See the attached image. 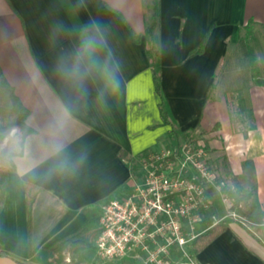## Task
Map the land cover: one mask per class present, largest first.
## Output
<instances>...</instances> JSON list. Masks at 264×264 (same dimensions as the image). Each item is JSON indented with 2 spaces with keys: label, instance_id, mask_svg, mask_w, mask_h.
<instances>
[{
  "label": "crops",
  "instance_id": "obj_1",
  "mask_svg": "<svg viewBox=\"0 0 264 264\" xmlns=\"http://www.w3.org/2000/svg\"><path fill=\"white\" fill-rule=\"evenodd\" d=\"M92 23L104 45L81 56L77 79L61 69ZM105 64L118 68L115 91ZM0 65L34 130L7 171L0 264H91L83 245L95 248L103 205L126 197L163 147H203L220 173L256 186L264 210V0H0ZM210 193L225 229L189 246L196 260L264 264V224L225 217Z\"/></svg>",
  "mask_w": 264,
  "mask_h": 264
},
{
  "label": "built area",
  "instance_id": "obj_2",
  "mask_svg": "<svg viewBox=\"0 0 264 264\" xmlns=\"http://www.w3.org/2000/svg\"><path fill=\"white\" fill-rule=\"evenodd\" d=\"M142 179L122 199L102 207L95 239L105 260L134 264H211L196 260L189 250L199 237L223 219L207 222L213 189L226 216L246 224L225 183L209 163L203 147L183 143L151 151L142 162Z\"/></svg>",
  "mask_w": 264,
  "mask_h": 264
},
{
  "label": "trees",
  "instance_id": "obj_3",
  "mask_svg": "<svg viewBox=\"0 0 264 264\" xmlns=\"http://www.w3.org/2000/svg\"><path fill=\"white\" fill-rule=\"evenodd\" d=\"M159 26V14L157 6L153 7V15L150 21L146 24V33L152 39L154 37V32ZM152 51L154 56H158L159 52L157 48L153 45ZM199 51V50H197ZM155 83L157 86V91L160 93V83L159 75L155 74ZM29 110L22 103L21 99L17 95L15 88L7 80L1 65H0V142L4 140L3 133L7 130L17 127L19 132H21V147L24 145L26 137L31 134L34 130L29 126L27 120L29 117ZM162 113L166 121H169L167 112L162 107ZM226 162V161H225ZM225 176L228 178L229 182L223 180L220 176V180L225 183L224 190L226 193L235 200V207L238 213L245 219V222L251 226H256L257 231L262 232V225L264 224V210L256 199V186L253 184L251 187H245L240 176L227 171V166L225 165ZM7 181V173L4 177L0 178V203L3 199L4 188ZM37 196V191H28V210L31 214L33 205L35 203ZM1 206V205H0ZM216 209L214 206L207 212V222L211 223L212 218L215 215ZM225 229L223 223H219L209 230L206 234L199 237L194 244L196 250H200L204 245H206L211 239L216 237ZM82 240V232L77 235L68 238L66 241H71L77 243V240ZM0 250L3 255H7V252L3 249L0 243Z\"/></svg>",
  "mask_w": 264,
  "mask_h": 264
},
{
  "label": "rangeland",
  "instance_id": "obj_4",
  "mask_svg": "<svg viewBox=\"0 0 264 264\" xmlns=\"http://www.w3.org/2000/svg\"><path fill=\"white\" fill-rule=\"evenodd\" d=\"M3 136H4V140L0 142V178L1 176L4 177L7 171L10 169L12 157L15 154H17L21 149V139H22L21 132H19V129L17 127L7 130L6 132L3 133ZM212 167L215 171L218 170L216 167L214 166ZM220 171L221 173L219 172V170L218 172L217 171L216 172L223 180L229 182L228 178L225 176L226 175L225 166L222 165ZM217 203L220 208L223 207V205L221 204L222 203L221 198L218 200ZM94 227L98 228L99 224H96V226ZM89 241L91 240L89 239ZM86 244L87 247L83 245L84 246L83 248L86 249L87 257L89 261H91V264H134L128 259L113 260V261L102 259L98 255L96 248H94L93 243H91L92 245L89 242H87Z\"/></svg>",
  "mask_w": 264,
  "mask_h": 264
},
{
  "label": "clouds",
  "instance_id": "obj_5",
  "mask_svg": "<svg viewBox=\"0 0 264 264\" xmlns=\"http://www.w3.org/2000/svg\"><path fill=\"white\" fill-rule=\"evenodd\" d=\"M86 33H93V35L87 36L81 42V48L77 52L76 62L71 66H64L62 67L61 71L69 76H73L77 79H82L83 75L85 74L86 70H82L80 66V58L82 55L87 54L89 57L94 56L97 54L99 48L103 47L104 41L102 37L99 35L101 32L100 26L92 23L87 25L84 29ZM105 75L107 79V84L111 87L113 91H115L119 87V81L117 79V71L118 68L108 67L105 64Z\"/></svg>",
  "mask_w": 264,
  "mask_h": 264
}]
</instances>
